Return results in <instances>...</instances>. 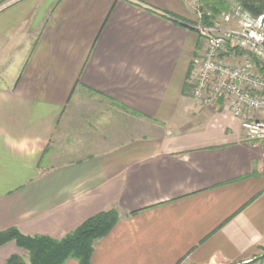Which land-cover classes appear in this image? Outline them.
I'll return each mask as SVG.
<instances>
[{
  "label": "crops",
  "instance_id": "obj_1",
  "mask_svg": "<svg viewBox=\"0 0 264 264\" xmlns=\"http://www.w3.org/2000/svg\"><path fill=\"white\" fill-rule=\"evenodd\" d=\"M195 23L188 0H0V232L114 209L90 264H264V140L192 100Z\"/></svg>",
  "mask_w": 264,
  "mask_h": 264
},
{
  "label": "built area",
  "instance_id": "obj_2",
  "mask_svg": "<svg viewBox=\"0 0 264 264\" xmlns=\"http://www.w3.org/2000/svg\"><path fill=\"white\" fill-rule=\"evenodd\" d=\"M236 8L243 17L238 30L202 27L200 20L194 26L204 49L191 61V97L203 107L221 100L241 120L246 140H264V17L251 18ZM232 49L243 55L235 58Z\"/></svg>",
  "mask_w": 264,
  "mask_h": 264
},
{
  "label": "trees",
  "instance_id": "obj_3",
  "mask_svg": "<svg viewBox=\"0 0 264 264\" xmlns=\"http://www.w3.org/2000/svg\"><path fill=\"white\" fill-rule=\"evenodd\" d=\"M203 25H211L214 17L227 10L229 0H201ZM240 13L251 18L264 17V0H233ZM264 72V68H262ZM187 87V86H186ZM114 209L101 212L85 220L73 231L59 239L47 236H25L16 228L0 232V246L14 242L26 253V259L18 255L9 256L4 264H64L76 260L78 264H90L94 244L105 237L118 221Z\"/></svg>",
  "mask_w": 264,
  "mask_h": 264
},
{
  "label": "rangeland",
  "instance_id": "obj_4",
  "mask_svg": "<svg viewBox=\"0 0 264 264\" xmlns=\"http://www.w3.org/2000/svg\"><path fill=\"white\" fill-rule=\"evenodd\" d=\"M188 3H189V7H190V9L192 11V15L196 19V23L194 24V26L197 24V21L200 20V25L202 27L214 26L216 24L217 25V29L238 30L239 27H240L241 22L243 21V17L237 11V8H236L237 6L234 4L233 0H229V7L227 8V10L224 11V12H222V13H220L218 16L214 17L212 19V21H211L212 24L209 25V26L203 25V23L201 22L202 21V15H203V12L202 11H203V8H204L201 0H188ZM226 16L229 17V20L228 21H226L224 19ZM194 30H195V28H194ZM196 33L199 36L200 41L202 43L201 47H199V50L201 48L203 50L204 49V42H203L202 38L200 37V33H198L197 31H196ZM232 50L235 51V52H233L235 54V56H234L235 58L236 57L237 58L238 57H241L243 55V53L242 52H239L238 49H232ZM191 75L193 77V69H192V74ZM191 80H192V78H191ZM191 89H192V87H191ZM190 95H191V92H190ZM25 260L27 261V259H25ZM69 260H73V259H69ZM69 260H67V261H69Z\"/></svg>",
  "mask_w": 264,
  "mask_h": 264
}]
</instances>
